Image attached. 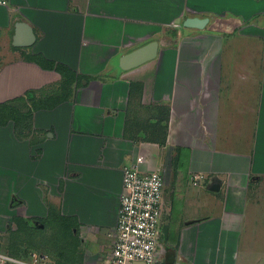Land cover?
I'll return each mask as SVG.
<instances>
[{
    "label": "crops",
    "instance_id": "1",
    "mask_svg": "<svg viewBox=\"0 0 264 264\" xmlns=\"http://www.w3.org/2000/svg\"><path fill=\"white\" fill-rule=\"evenodd\" d=\"M151 41L152 59L120 69ZM144 110L163 145L139 138ZM124 166L166 170L180 203L174 219L162 201L159 229L177 238L160 234L157 264H264V0L0 5V202L35 227L50 206L75 218L83 264H108Z\"/></svg>",
    "mask_w": 264,
    "mask_h": 264
},
{
    "label": "built area",
    "instance_id": "2",
    "mask_svg": "<svg viewBox=\"0 0 264 264\" xmlns=\"http://www.w3.org/2000/svg\"><path fill=\"white\" fill-rule=\"evenodd\" d=\"M7 2L0 0V5ZM205 180L202 173L191 176L194 187ZM122 184L108 264H156L161 254L159 225L164 176L159 170L141 173L135 166H124ZM0 264H54V261L41 252H30L24 258L14 257L0 240Z\"/></svg>",
    "mask_w": 264,
    "mask_h": 264
},
{
    "label": "rangeland",
    "instance_id": "3",
    "mask_svg": "<svg viewBox=\"0 0 264 264\" xmlns=\"http://www.w3.org/2000/svg\"><path fill=\"white\" fill-rule=\"evenodd\" d=\"M149 116L150 115H149L147 110L140 111L138 118L135 115H133L134 122H135V125L138 128V130L140 128H142V130H144V133L143 132L140 133V137H139L140 139H147V138H149V136L152 133L154 134L153 138H160L164 132L163 122H161V121H158L154 125L148 127L149 126V121H148ZM161 171H163V170H161ZM163 172H164L163 176H164V180H165V185L163 187L162 201H163V199H166V201H167V198L170 200L168 203H165L166 206H170L171 203H173L172 214H173V218L177 219L178 213L176 212V209H179L180 203L178 201L174 200V196L168 197L169 194H167V193H169V191L171 189L170 174L166 170ZM8 204L9 203H7L5 201L0 202V240L4 243V246H6L8 249L11 250L12 248H15L18 251L17 253H20L24 250L23 244L25 242H28V240L30 239V236L25 231L19 233L18 230H16L17 223L15 222L16 221L15 218H21L25 223H28L29 219L23 218L20 215L15 214V212L11 211V209L8 210L10 208ZM18 212H20V210ZM18 212H16V213H18ZM35 225H37L38 227L35 228V234L32 236V240H33V244L36 245V247H32L29 249H35V250L46 252L50 256H52L53 259H55L54 258L55 257L54 246L52 245V242L49 240H48L49 242H44L41 240L42 237L45 238L51 234V228L44 229L42 227V224H39V222H36ZM14 231H16V234H12V232L14 233ZM161 233H162V243H163L162 246L164 244L170 245V244H173L174 242H176L177 232H175L173 230L171 231L169 229V232L167 234V228H166L164 230L159 229V234H161ZM78 240H79V238H78ZM78 245L79 246L77 248V254L79 256V260L75 264H83L85 249H84V247L82 248V246L79 244V242H78ZM31 246H33V245H31ZM161 250H162V247H161V242H160V251ZM87 259H88L87 263L93 262L92 261L93 258L91 257V255ZM63 261L67 263V260H63Z\"/></svg>",
    "mask_w": 264,
    "mask_h": 264
},
{
    "label": "trees",
    "instance_id": "4",
    "mask_svg": "<svg viewBox=\"0 0 264 264\" xmlns=\"http://www.w3.org/2000/svg\"><path fill=\"white\" fill-rule=\"evenodd\" d=\"M55 68L58 71L61 70L60 66H55ZM135 88L140 90L141 84L135 82L130 83V90L132 89L134 90ZM163 127H164L163 129L164 132L162 136L160 138H154L158 140L160 145H163L165 140V129H166L165 124L163 125ZM174 161H176V159L174 160V156H173L172 162ZM48 209H49L48 215L45 219H40V218L37 219L39 221V224H42L44 229L51 228V234L45 238L42 237L41 240L44 242H49V241L52 242V245L54 246L55 259H53L52 256L51 258L54 261V264L77 263L79 260V256L77 254L79 240H78V231H77L78 223L76 222V219L73 217H67L61 215L60 212L52 206H50ZM15 219H16L15 222L17 223L16 230H18L19 233L25 231L30 236V239L28 240V242H25L23 244L24 250L22 252L17 253L18 251L15 248H12L10 250L6 246H4L6 251L12 256L18 258L27 257L30 252H43L35 249H29L32 247H36V245L33 244V240H32V236L35 234L36 227L28 223H25L21 218H15ZM12 234H16V231H14V233L12 232ZM63 260H67V263L64 262ZM167 263L169 262H166L165 264Z\"/></svg>",
    "mask_w": 264,
    "mask_h": 264
},
{
    "label": "water",
    "instance_id": "5",
    "mask_svg": "<svg viewBox=\"0 0 264 264\" xmlns=\"http://www.w3.org/2000/svg\"><path fill=\"white\" fill-rule=\"evenodd\" d=\"M207 22H208V18L206 17L204 18L187 17L183 20L182 25L184 27L202 29ZM156 51H157V42L151 41L121 56L119 59V67L122 70H127L137 67L138 65L152 59L155 56ZM220 186H221V179L215 175L208 180L206 184V189L211 192H217L219 191ZM166 259L167 262L171 263L173 261V253L169 252Z\"/></svg>",
    "mask_w": 264,
    "mask_h": 264
},
{
    "label": "flooded vegetation",
    "instance_id": "6",
    "mask_svg": "<svg viewBox=\"0 0 264 264\" xmlns=\"http://www.w3.org/2000/svg\"><path fill=\"white\" fill-rule=\"evenodd\" d=\"M165 256H166V257H164V258H165V260H166V258H167V255H165ZM157 263H158V261H157ZM157 263H156V264H157Z\"/></svg>",
    "mask_w": 264,
    "mask_h": 264
}]
</instances>
